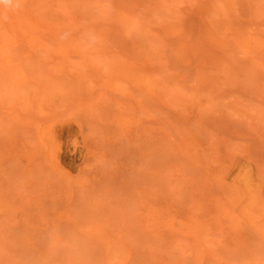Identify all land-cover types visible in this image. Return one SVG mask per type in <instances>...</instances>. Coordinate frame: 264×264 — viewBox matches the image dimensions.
<instances>
[{
    "label": "rangeland",
    "instance_id": "1",
    "mask_svg": "<svg viewBox=\"0 0 264 264\" xmlns=\"http://www.w3.org/2000/svg\"><path fill=\"white\" fill-rule=\"evenodd\" d=\"M0 264H264V0L0 6Z\"/></svg>",
    "mask_w": 264,
    "mask_h": 264
},
{
    "label": "clouds",
    "instance_id": "2",
    "mask_svg": "<svg viewBox=\"0 0 264 264\" xmlns=\"http://www.w3.org/2000/svg\"><path fill=\"white\" fill-rule=\"evenodd\" d=\"M0 6L9 9H18L20 7V0H0Z\"/></svg>",
    "mask_w": 264,
    "mask_h": 264
}]
</instances>
